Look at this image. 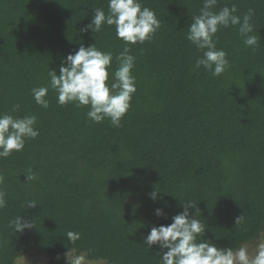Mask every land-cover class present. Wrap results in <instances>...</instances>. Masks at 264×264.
Returning <instances> with one entry per match:
<instances>
[{"label":"trees","instance_id":"trees-1","mask_svg":"<svg viewBox=\"0 0 264 264\" xmlns=\"http://www.w3.org/2000/svg\"><path fill=\"white\" fill-rule=\"evenodd\" d=\"M141 3L160 28L128 45L136 92L115 127L88 119L89 106L59 105L48 76L69 53L95 44L113 54L111 81L125 47L115 26L82 31L96 8L107 14L108 0H0V113L35 115L39 131L0 158V264L30 252L45 264H73L68 253L102 264H162L159 246L144 238L170 224L185 201L196 204L203 238L218 247L243 246L254 256L264 243V0H218L214 11L235 5L241 18L254 9L259 39L246 47L238 26L221 27L214 40L230 67L220 76L194 68L203 52L186 38L203 0ZM40 86L49 87L46 109L31 93ZM30 201L37 205L28 208ZM19 216L32 228L10 227Z\"/></svg>","mask_w":264,"mask_h":264},{"label":"clouds","instance_id":"clouds-1","mask_svg":"<svg viewBox=\"0 0 264 264\" xmlns=\"http://www.w3.org/2000/svg\"><path fill=\"white\" fill-rule=\"evenodd\" d=\"M217 3L218 0H203L199 14L194 15L192 23L188 25L186 36L191 44L203 52L196 59L194 68L199 70L203 67L212 76H220L230 67L227 53L218 49L214 40L221 27L238 26V33L246 47L255 49L259 43L258 37L252 34L254 9L250 8L241 18L235 14V5L214 11ZM160 23L155 12L143 6L141 0H108L107 14L102 8H96L91 23L82 31L90 28L93 32H99L102 25H114L117 38L125 44L123 51L115 57L118 66L111 73L110 81L112 52L101 51L95 44L87 47L81 45L66 56L58 73L49 69V86L56 92L57 103H74L78 108L89 106L88 119L102 123L107 118L113 126L119 127L130 108L132 95L136 92V79L132 74L135 57L130 54L128 45L150 41L160 28ZM48 91V86L31 89L35 102L45 109L49 107L46 99ZM17 108L14 106L13 111ZM36 123L35 115L16 117L8 112L0 113V158H7L14 151L23 150L27 139H35L39 135ZM26 178L34 180L36 177L30 174ZM2 182L3 176H0ZM151 198L155 200L157 193H151ZM5 204L4 193L0 191V208L5 207ZM36 205L35 201H30L28 208ZM181 206L183 211L174 215L170 224L151 227L144 238L147 246H159L162 264H264V243L257 245L251 257L243 246L236 250L218 247L203 238L205 227L196 204L185 201ZM189 209H193L194 213L190 214ZM154 214L159 217L163 211L157 208ZM242 220V215L236 217L235 224H240ZM32 225L21 216L9 222V226L16 232L32 228ZM67 237L76 240L79 239V233L69 232ZM82 259L77 258L74 264H80Z\"/></svg>","mask_w":264,"mask_h":264},{"label":"rangeland","instance_id":"rangeland-1","mask_svg":"<svg viewBox=\"0 0 264 264\" xmlns=\"http://www.w3.org/2000/svg\"><path fill=\"white\" fill-rule=\"evenodd\" d=\"M249 256H253L249 253ZM66 258L70 259L74 264L75 260L79 257H83L80 264H102V262L87 261L83 255L79 254L78 256L72 257L70 253L65 255ZM16 264H45L44 257L37 256L35 253L30 252L23 257L17 259Z\"/></svg>","mask_w":264,"mask_h":264}]
</instances>
